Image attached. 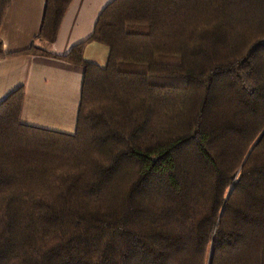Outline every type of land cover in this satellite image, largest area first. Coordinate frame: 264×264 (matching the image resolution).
Wrapping results in <instances>:
<instances>
[{
  "label": "trees",
  "instance_id": "obj_1",
  "mask_svg": "<svg viewBox=\"0 0 264 264\" xmlns=\"http://www.w3.org/2000/svg\"><path fill=\"white\" fill-rule=\"evenodd\" d=\"M96 21L61 55L84 71L73 132L22 122L23 85L0 101V264H264V0H111Z\"/></svg>",
  "mask_w": 264,
  "mask_h": 264
},
{
  "label": "crops",
  "instance_id": "obj_2",
  "mask_svg": "<svg viewBox=\"0 0 264 264\" xmlns=\"http://www.w3.org/2000/svg\"><path fill=\"white\" fill-rule=\"evenodd\" d=\"M109 1L72 0L52 43L36 36L46 0H11L7 5L0 28L6 51L0 58V101L23 85L22 122L66 133L74 131L84 71L81 64L61 55L89 38L98 14ZM32 43L49 52L28 51ZM83 46V56L89 62L102 66L108 62V45L89 39Z\"/></svg>",
  "mask_w": 264,
  "mask_h": 264
},
{
  "label": "rangeland",
  "instance_id": "obj_3",
  "mask_svg": "<svg viewBox=\"0 0 264 264\" xmlns=\"http://www.w3.org/2000/svg\"><path fill=\"white\" fill-rule=\"evenodd\" d=\"M105 65V64H104Z\"/></svg>",
  "mask_w": 264,
  "mask_h": 264
}]
</instances>
